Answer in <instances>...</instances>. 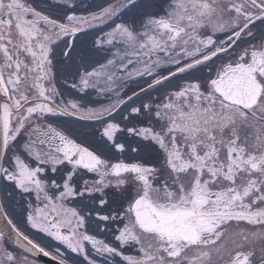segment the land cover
Wrapping results in <instances>:
<instances>
[{
  "label": "snow or ice",
  "instance_id": "snow-or-ice-1",
  "mask_svg": "<svg viewBox=\"0 0 264 264\" xmlns=\"http://www.w3.org/2000/svg\"><path fill=\"white\" fill-rule=\"evenodd\" d=\"M0 264H264V0H0Z\"/></svg>",
  "mask_w": 264,
  "mask_h": 264
}]
</instances>
